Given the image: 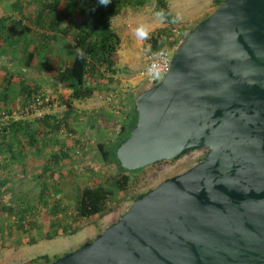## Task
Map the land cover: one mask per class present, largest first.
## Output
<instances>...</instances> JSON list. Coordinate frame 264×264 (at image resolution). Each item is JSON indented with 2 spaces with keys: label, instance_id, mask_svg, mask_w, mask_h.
<instances>
[{
  "label": "water",
  "instance_id": "obj_1",
  "mask_svg": "<svg viewBox=\"0 0 264 264\" xmlns=\"http://www.w3.org/2000/svg\"><path fill=\"white\" fill-rule=\"evenodd\" d=\"M135 104L122 167L206 156L50 264H264V0H225Z\"/></svg>",
  "mask_w": 264,
  "mask_h": 264
},
{
  "label": "trees",
  "instance_id": "obj_2",
  "mask_svg": "<svg viewBox=\"0 0 264 264\" xmlns=\"http://www.w3.org/2000/svg\"><path fill=\"white\" fill-rule=\"evenodd\" d=\"M224 1L213 0L217 7ZM149 5L165 22V26L156 28L148 36L152 51L161 49L166 41L171 47L177 46L193 30L194 27L187 30L178 20L168 0H111L107 6L98 0H16L14 12L0 17V56H10L24 70L18 79L13 70H5L0 92V249L5 247L6 238L14 237L18 230L31 235L38 214L48 217L40 239L52 240L77 234L94 216L113 212L128 199L136 201L152 190L135 194L138 175L147 168L127 170L117 157V148L129 137L137 122L135 98L128 102L130 111L125 112V118L120 121L116 138L97 143L99 162L108 166L109 173L99 181L77 184L72 205L66 203L61 180H54L57 170L73 160L65 146L44 157L41 172L29 175L41 184L38 196L30 199L17 196L15 191L19 179L28 175L25 169L28 158L35 154L41 157L44 145L55 138L54 132L75 133L70 125L71 113L67 110L59 116L46 111L41 118L17 119L13 116L15 111L36 103L38 97H48L44 92L45 85L59 84L61 88H67L70 101L96 96L101 82L119 71L117 64L122 39L112 27V19L125 7L145 8ZM15 87H18L21 105L13 100ZM51 102L50 98L46 106ZM121 110L124 112L125 109ZM4 113L10 116L8 120L4 119ZM113 124L116 125L114 121ZM54 140L61 143L58 138ZM74 140L81 144L78 137ZM29 148L36 153H28ZM13 165L15 168L23 166V173H18ZM88 171L93 173L95 169L90 167ZM71 173L80 175L75 170ZM62 174L61 170L59 177ZM38 240L32 237L20 244L33 245ZM49 262V256L42 255L28 264Z\"/></svg>",
  "mask_w": 264,
  "mask_h": 264
},
{
  "label": "rangeland",
  "instance_id": "obj_3",
  "mask_svg": "<svg viewBox=\"0 0 264 264\" xmlns=\"http://www.w3.org/2000/svg\"><path fill=\"white\" fill-rule=\"evenodd\" d=\"M15 1L0 0V17L14 12L13 3ZM195 2L196 0L192 1L193 4ZM183 4V6L188 5L186 3ZM217 8L213 0H204L203 14L199 17L198 15L192 16L194 14L192 13L190 17L188 16L190 19L183 24L187 30L195 27ZM163 19L162 15L155 12L154 8L149 5L141 8L140 11L133 10L125 13L114 21V29L122 39L119 50L120 59L117 64L119 71L115 75H108L104 82H101L97 97L100 105L103 103L106 109L98 110L100 113L97 112V114L91 116V113H89L88 116L90 117H83V119H86V122L79 127L71 121L70 125L75 132L72 135L67 130L53 131L54 137L60 139L61 143H58L54 138L49 144L44 145L41 157L35 154L28 158L25 164L28 175L24 174V177L19 179L20 182L18 181L19 183L15 190L17 196H25L30 199L38 196L41 184L37 180L30 178L29 175L41 172L44 165V157L57 150L59 151L62 146L67 147L66 149L73 155V160L64 165L62 169L57 170L54 180H61V186L65 190L66 203L68 205L74 204L77 184L99 181L104 177V174L109 173L108 166L99 162L97 143L101 140L109 142L116 138L120 130V121L125 118V112L130 111L129 100L136 98L146 90L145 85L147 82L143 77L138 76V72L146 65L151 52V43L148 41V36L158 26H165ZM161 47L170 48L171 44L166 41ZM8 69L13 70L16 79L24 72L18 61H14L7 55L0 56V92L5 70ZM58 85H45L44 92L52 100L51 104L47 106V113L61 116L70 108L71 102L68 99L69 90L67 88H57ZM107 86L111 87V89L107 88ZM17 92L18 87H15L13 100H16L17 105H21ZM88 106L89 104H85V107ZM121 109H125L124 112ZM82 115L85 116L84 114ZM104 115H106L107 119H110V122L108 121L105 124L104 119H96L98 116L103 118ZM91 119L97 121V127L91 124ZM113 121L116 125L113 124ZM77 137L81 140L80 145L75 143L74 139ZM28 151V153H36V150L33 148H29ZM206 151V148L197 149L183 155L177 160H164L152 165V167H147L146 170L140 172L141 174L138 175L135 194L145 193L156 188L163 181L187 171L204 158ZM15 167L14 165L12 166L13 169H17L18 173H23V166ZM90 167H94L95 172L88 171ZM61 170L63 174L59 177ZM72 170L79 171L80 175H72ZM134 202L132 199H128L117 210L105 215L94 216L88 220L84 223V229L77 234L58 236L52 240L40 239L48 217L44 214H38L35 220L36 227H33L31 232L32 236L25 234L22 230H18L14 237L8 236L6 238L7 243H5V247L0 249V264H28L30 260L42 255L49 256L50 262L48 264H50L60 257L78 250L86 243L93 241L99 234L116 223ZM32 237L39 239L38 242L33 245L20 244L22 241L29 240Z\"/></svg>",
  "mask_w": 264,
  "mask_h": 264
},
{
  "label": "crops",
  "instance_id": "obj_4",
  "mask_svg": "<svg viewBox=\"0 0 264 264\" xmlns=\"http://www.w3.org/2000/svg\"><path fill=\"white\" fill-rule=\"evenodd\" d=\"M192 1H194V0H168L170 9L176 15V17L178 18V20L181 23L187 22L190 19L189 17L192 15V13H194L192 16L198 15L199 17L203 14L202 11L204 10L203 9L204 0H200V1L196 0V2L194 4L192 3ZM183 3H186L188 5L183 6L184 5ZM133 10L140 11L141 8H134V7H129V6L123 8L120 11V13L112 19V27L114 28L113 24H114V21L116 19L120 18L125 13H128V12L133 11ZM192 11H195V12H192ZM196 12H198V13L195 14ZM158 27H160V26H158ZM59 87L60 86H58L57 88H59ZM62 89H66V88H62ZM98 94H99V91L96 94V96H94L92 98H88V99H84V100L69 101V102H71V105H70V108H68L67 110L71 113L70 121H73V123H76V125L79 127L80 125H83L84 122H86V119H83V117L89 118L91 115L97 114L98 110L106 109V107H105V105H103V103H102V105H100V103L97 99ZM85 104H89V106L85 107ZM89 113H91L90 116H88ZM98 113H100V112H98ZM81 114H84L85 116H83V115L81 116ZM97 118L98 119H104L105 124L110 120V119L106 118V115H104L103 118H101L99 116ZM92 121L93 120L91 119V121H90L91 124L94 127H97L98 126L96 123L97 121L96 120L93 122ZM100 126H102V125H100Z\"/></svg>",
  "mask_w": 264,
  "mask_h": 264
},
{
  "label": "built area",
  "instance_id": "obj_5",
  "mask_svg": "<svg viewBox=\"0 0 264 264\" xmlns=\"http://www.w3.org/2000/svg\"><path fill=\"white\" fill-rule=\"evenodd\" d=\"M179 35L184 36L178 32ZM177 46L170 48H161L150 52L146 65L142 67L138 76L143 77L146 80V89L156 85L171 69L172 58ZM126 89V88H124ZM50 101V98L38 97L36 103H30L26 105L22 111H15L14 117L19 119L22 117L33 116L35 118H41L46 114V104ZM10 116L4 113V119L8 120Z\"/></svg>",
  "mask_w": 264,
  "mask_h": 264
},
{
  "label": "clouds",
  "instance_id": "obj_6",
  "mask_svg": "<svg viewBox=\"0 0 264 264\" xmlns=\"http://www.w3.org/2000/svg\"><path fill=\"white\" fill-rule=\"evenodd\" d=\"M98 2L101 4V5H104V6H107L111 0H98Z\"/></svg>",
  "mask_w": 264,
  "mask_h": 264
},
{
  "label": "flooded vegetation",
  "instance_id": "obj_7",
  "mask_svg": "<svg viewBox=\"0 0 264 264\" xmlns=\"http://www.w3.org/2000/svg\"><path fill=\"white\" fill-rule=\"evenodd\" d=\"M206 150H207V151H206V154H207V152H208V149H206ZM206 154H205V156H206ZM205 156H204V157H205Z\"/></svg>",
  "mask_w": 264,
  "mask_h": 264
}]
</instances>
